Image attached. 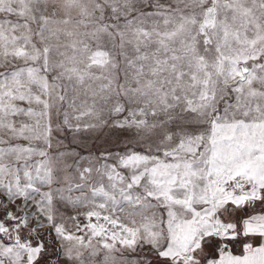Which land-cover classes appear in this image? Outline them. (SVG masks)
Masks as SVG:
<instances>
[{
  "label": "snow or ice",
  "instance_id": "snow-or-ice-1",
  "mask_svg": "<svg viewBox=\"0 0 264 264\" xmlns=\"http://www.w3.org/2000/svg\"><path fill=\"white\" fill-rule=\"evenodd\" d=\"M0 264H264V0H0Z\"/></svg>",
  "mask_w": 264,
  "mask_h": 264
}]
</instances>
